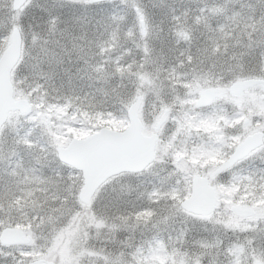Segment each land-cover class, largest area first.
Instances as JSON below:
<instances>
[{
    "label": "rangeland",
    "instance_id": "rangeland-1",
    "mask_svg": "<svg viewBox=\"0 0 264 264\" xmlns=\"http://www.w3.org/2000/svg\"><path fill=\"white\" fill-rule=\"evenodd\" d=\"M105 5L121 9V18L116 19L120 35L115 34L113 28L107 34L109 27L106 28V24L112 15L107 17L106 8L101 3L88 0H28L21 10H13L12 0H0V36L8 28L19 26L22 54L25 33L37 40H41L45 33L51 39L65 37L68 40L71 31L62 14L72 12L74 15L69 14L74 18L76 14L85 13L83 18L86 21L82 18L78 21L84 23V29L88 28V34L72 31L71 43L87 49L84 54L88 55L90 64L98 62L96 54H102L104 74L101 79L86 86L76 85L81 93L67 90L70 95L66 97L65 106H55L53 100H59L57 98L44 97L39 104L31 103V108L25 113L17 110L9 112L0 128V231L5 226H18L30 238L29 242L19 245L0 243V264H21V261L27 264L38 257L57 264H135L134 259L141 257L146 259L145 264H148L147 259L149 264H188L193 255L200 257L196 264H229L226 256L221 255L218 260L219 256L210 249L213 245L202 243L205 234L217 228L220 222L229 229L248 227L249 230L251 225L256 227L262 223V238H258L262 240L256 242V252L249 256V264L255 261L264 263V198H257L258 206L232 200L224 194L222 202L221 182L228 183L230 179L226 177L232 175L228 170L210 179L217 189L222 215L217 210L202 217L184 210L180 205L181 199L190 192L194 173H210L243 136L257 129L264 130L263 86L258 84L238 96H232L229 84L235 79L226 83L220 79L237 70L242 72L243 57L251 49L264 46V0H111ZM256 6H260L262 16L253 14L256 17L251 28L254 35H250L249 31L243 33L236 21L241 14L253 12ZM42 7L46 23L41 25L34 11H40ZM68 20L71 22V19ZM141 20L144 21V31ZM230 22L232 32L226 30ZM195 24L208 30L201 31L199 43L195 41ZM198 34L201 36L199 30ZM113 38L117 39L116 47L112 44ZM132 44L135 46H128ZM113 47L125 53L139 54L129 64L115 65L118 71H124L122 77L110 72V61H103L106 54L111 58L115 53ZM212 60L215 62L212 63ZM251 62L255 61L249 55V68ZM249 76L238 75L237 78ZM113 83H123V87ZM208 86H218L220 90L204 111H220V114L212 118L203 117L195 125L186 124L189 116L186 114L196 110V99ZM131 93L135 96L125 105L126 113L128 105L141 94L139 115L145 133L154 131L161 113L168 109L166 120L157 130L153 161L141 171L122 172L124 174L113 175L101 184L106 185L101 199L104 205L102 218L93 217L95 231L87 247L82 246L77 234L69 229L58 236L48 253L37 251L33 225L26 222L28 213L38 203L37 198L51 191L56 181L67 183L72 177L78 181L79 188L83 181L80 170L58 159L56 147L66 145L73 136L84 137L102 126L125 128L128 116L118 114L115 108ZM14 96H23L17 94L15 86ZM145 96L156 100V105L146 110ZM74 104L83 109H76L71 115ZM68 106L70 108L67 109ZM226 107L232 110L229 116L224 115ZM101 112L106 114L101 115ZM245 117H249L247 124L242 123ZM120 119L122 123H119ZM221 119L227 121L225 124L227 129L230 127L229 133L228 130H220ZM202 121L203 127L200 126ZM85 122H91V125L87 126ZM205 131L221 144L210 146L202 140L200 135ZM228 134L232 135L231 146L225 141ZM12 154L18 156L10 159ZM254 154H264V144L247 157ZM161 158L167 163H158ZM181 182L183 187L178 192L172 186ZM225 189L226 192L232 191L227 185ZM95 193L88 203L80 201L84 208L91 207ZM242 193L245 194L244 191ZM12 195L14 200L9 199ZM174 200L188 217L198 219L185 221L183 218H170ZM234 203L253 206L255 212L240 215L231 209ZM156 233H160L163 240L154 238L137 257L136 251L139 253L142 248L140 245L148 243ZM180 237L182 241L179 245L175 240ZM135 239L140 241L136 242L138 246L126 248Z\"/></svg>",
    "mask_w": 264,
    "mask_h": 264
},
{
    "label": "water",
    "instance_id": "water-1",
    "mask_svg": "<svg viewBox=\"0 0 264 264\" xmlns=\"http://www.w3.org/2000/svg\"><path fill=\"white\" fill-rule=\"evenodd\" d=\"M28 0H12L14 10L22 8ZM99 2L104 0H89ZM144 31V21L141 20ZM22 49V32L19 26L12 27L9 41L0 53V128L6 121L10 111L18 110L24 113L31 107V102L25 97L14 96V85L11 72L18 62ZM261 84L264 88V77L250 76L238 78L229 84V92L233 96L241 94L246 89ZM219 88L209 86L205 88L198 100V105L209 104L217 96ZM141 94L128 105V124L123 129L102 126L84 137L73 136L66 145L56 147L57 156L62 162L79 169L83 181L79 188V199L88 203L97 188L109 177L122 172H138L145 169L155 157L156 131L167 117L164 109L156 121L154 131L145 133L143 122L139 116ZM243 124L249 122V117L243 119ZM264 143V130L257 129L246 134L233 148L230 155L218 163L209 174L194 173L191 178L190 193L185 196L180 205L184 210L206 217L212 213L217 205V191L210 183L209 177L232 166L233 162L243 158ZM231 209L240 215H251L254 207L241 203H234ZM29 236L17 226H5L0 231V242L3 244L27 243ZM27 264H57L44 257L29 260ZM253 264H263L255 261Z\"/></svg>",
    "mask_w": 264,
    "mask_h": 264
},
{
    "label": "trees",
    "instance_id": "trees-1",
    "mask_svg": "<svg viewBox=\"0 0 264 264\" xmlns=\"http://www.w3.org/2000/svg\"><path fill=\"white\" fill-rule=\"evenodd\" d=\"M109 1H104V2H99L101 4H104L105 8H106V13H107V17H109L110 15V21L106 24V28H108L107 34L110 32V29H115L113 32L117 35H120V31H118V27L117 25V18H121V15L119 13V9L116 7H107L105 4H108ZM44 7L41 8L40 11H34V13L37 15V18H39V23L42 25L46 23L45 18H43V14H44ZM73 14L72 12H68L66 14H62V19H64L65 24H67L69 26V30L71 31L70 34V39L66 40V38H53L52 40V44L50 45L51 48H55L52 50V56H53V62H54V71L52 72V74L46 78V83L45 81H41V83L44 84V87L47 89V92L45 93L44 97H54L57 98L59 100H53V102L55 103V106L59 105H66L67 100L66 97H68L70 94H67V90H72L74 89V92H79L78 88L76 85H83L86 86L87 83H93L96 82L95 80L101 79L104 74L102 71V62H100L101 58H97L98 62L95 64H90L88 62V55L84 54V51H87V49L83 46V47H77L75 45H73L71 42V37L73 32L72 31H77V32H82V35L87 36L88 31L87 29L83 28L84 23L82 21H78L79 19H83L85 20V18H83L86 14L85 13H81L76 14L77 17H71L70 14ZM248 13V14H247ZM245 14H241L239 16V20L236 21L237 25L239 27L240 30H242L243 33H246L247 31L250 32V35H254V31L251 30L252 28V22L256 20L255 15H253L254 13L257 14H261L262 13L260 11V6H256V9L253 12H247ZM71 19V22L68 20ZM75 20L77 22H75ZM86 21V20H85ZM102 22V26H103ZM235 24V22H234ZM236 25V24H235ZM195 26L197 27V35L195 36V41H197L199 43V41H201L202 39V32L201 31H206L208 32L207 29H204L202 27H200L199 25L195 24ZM212 26V25H211ZM215 27V26H214ZM41 28V27H40ZM37 29V31L40 30ZM210 31H212V28L209 27ZM198 30L199 33H201V36H199L198 34ZM227 31H231V22L229 23V25L227 26ZM84 32V33H83ZM224 34V33H222ZM225 35V34H224ZM50 37L47 35V33H45V35H43L41 37ZM200 37V38H199ZM51 38V37H50ZM85 38V37H84ZM112 43L116 40V38L112 39ZM223 43V42H222ZM129 47H134L135 45H128ZM126 47V46H125ZM123 47V48H125ZM114 48V47H113ZM114 51V50H113ZM113 54V53H112ZM98 56H103L102 54L100 55V53L96 54V57ZM139 57V54L137 53H125L124 50L118 48V62L114 63L113 59L115 58V56L111 55L110 58V72H116V74L119 76H123L124 71L121 70H117V67L115 66L117 65H126L129 64L130 62H132L133 60H135L136 58ZM105 59V58H104ZM104 62H106V59L103 60ZM215 60H212V63H214ZM99 63H101V66L99 65ZM254 62H251L250 64L252 65ZM105 65V64H104ZM213 71V70H212ZM93 77H97V79H91ZM71 84H73L71 86ZM121 88L123 87V83H117ZM71 88H68L70 87ZM118 86V87H119ZM80 101H81V97H80ZM76 105V106H75ZM101 107V104H100ZM209 105L203 106V107H198L196 106V110L191 112L190 114H186L189 115L186 118L187 123L186 124H190V123H194L197 124L199 122H201V120L204 118H212L214 116H216V114H220V111H207L205 112V109H208ZM70 108V106L67 107V109ZM66 109V110H67ZM76 109H83L82 107L78 106V104H74L73 106V112L70 113L71 115H73L75 113ZM202 109V111H201ZM230 112L232 113V110L228 109L227 107L225 108V116H229ZM102 114H106V112H101ZM99 122V121H96ZM220 122L222 123L220 125V130L223 131H230V127L227 129V125L225 123H227L226 120L221 119ZM119 123H122V120H119ZM204 121H202L200 126H204L203 125ZM85 124L91 125V122H85ZM206 132V131H205ZM204 132V133H205ZM206 139V140H205ZM213 138L210 134V132H207L206 137L204 138V141L209 144L210 146H213ZM200 146H198L199 148ZM18 155L12 154L10 156V159H14V157H17ZM124 174V173H122ZM121 174V175H122ZM129 174V173H126ZM227 179H230L228 183H224L221 182L222 187H220V193H221V201L224 202V198L223 195L226 194L228 196V198L232 199V200H240L246 203H254L257 204L258 206L260 205V203L258 202L259 199L257 198H264V163L261 162L260 159H254L252 163H250L247 168L240 173L239 176L236 175H230L226 177ZM225 178V179H226ZM226 185L231 187L232 191L226 192ZM172 187L176 188V185L173 184ZM177 189V188H176ZM242 191L245 192V194L242 193ZM178 192H180V190H178ZM182 194V193H181ZM10 200H14L15 197L14 195L9 197ZM264 200V199H263ZM221 208L219 207V210ZM140 209H135V211H139ZM218 210V212H219ZM220 215H222V213L220 212ZM262 223H258V225L253 226L251 225V229L249 230L248 227H241V228H226L223 223H219L217 225V228L214 229L213 233V240H211L210 238H204V242H208L209 245H213V248H210L215 254H217L218 260L221 259V255L226 256V260L229 262V264H249L251 258L249 256H251V254H255L256 252V242L260 243V240L262 239H258V238H262V231L260 230L262 228ZM203 232V231H202ZM204 234V233H203ZM154 238H158V240H163V236H160V233H156L155 236H152L148 243L146 244H142L140 246H142V248L140 249L139 253L136 251V255L137 257L140 255V253L144 250L147 249L148 246L151 245L150 242H152V240ZM136 242H140L139 240H134L133 244L130 246H127L126 248H131V247H137L138 245H136ZM181 241L179 242L180 245ZM149 244V245H148ZM185 249V248H184ZM185 254V252H183ZM142 254V253H141ZM186 254H188V252L186 251ZM227 254V255H224ZM192 255V254H191ZM145 260L146 259H142L141 258H135V264H145ZM147 263L149 264V260L147 259Z\"/></svg>",
    "mask_w": 264,
    "mask_h": 264
},
{
    "label": "clouds",
    "instance_id": "clouds-1",
    "mask_svg": "<svg viewBox=\"0 0 264 264\" xmlns=\"http://www.w3.org/2000/svg\"><path fill=\"white\" fill-rule=\"evenodd\" d=\"M11 29L8 28L3 36H0V51L6 47V37ZM50 37H44L37 40L34 36L25 33V44L23 54L16 63L13 70L14 86L17 94H22L32 104H39L44 98L47 89L41 81H46L54 71V62ZM249 55L255 61L251 68L248 67ZM244 68L241 72L228 74L226 77H220L222 82L236 79L238 75L264 77V46L251 49L249 54L243 57ZM135 93L127 95L115 111L118 114L126 115L127 103H129ZM145 109L154 107L156 100L145 96ZM230 155V153H229ZM254 158H259L264 163V154H254L253 156L243 157L235 160L232 167L228 170L231 174L243 172L247 166L253 162ZM158 163H167V160L161 158ZM106 185H101L93 199L90 208H84L79 199V183L76 179L69 177L67 183L56 181L52 190L46 195L39 196L38 203L35 204L28 213V220L33 225L32 231L35 238V249L37 251L48 253L53 247L58 236L66 230H72L77 234L82 246L87 247L88 241L92 239L95 231L93 217L102 218L101 203L102 195ZM183 187L182 182L176 185L177 190ZM174 211L170 213V218L187 221L189 219H198L188 217L177 201L172 202ZM199 256H190L188 264H196Z\"/></svg>",
    "mask_w": 264,
    "mask_h": 264
},
{
    "label": "flooded vegetation",
    "instance_id": "flooded-vegetation-1",
    "mask_svg": "<svg viewBox=\"0 0 264 264\" xmlns=\"http://www.w3.org/2000/svg\"><path fill=\"white\" fill-rule=\"evenodd\" d=\"M101 43H102V42H101ZM112 44L116 47V45L118 44L117 39H116ZM115 47H114V51H115V53L113 54V56H115V58L113 59V61H114V63H117V62H118V49H116ZM161 50H162V49H161ZM162 51H164V52H170V50H162ZM189 51L191 52V50H189ZM101 52H102V51H101ZM106 56H107V57H106V62L110 61V56L107 55V54H106ZM98 58H100V56H98ZM100 62H102V59H100ZM230 83H231V82H230ZM113 84L116 85L117 83H113ZM208 87H209V86H208ZM216 87H218V86H216ZM206 88H207V87H206ZM218 88H219V87H218ZM203 90H204V89H203ZM203 90H202V91H203ZM219 90H220V88H219ZM202 91H201V92H202ZM201 92H200V94H201ZM218 93H219V92H218ZM200 94H199V96H200ZM199 96H198V98H199ZM198 98L196 99V104H197V100H198ZM214 98H215V97H214ZM214 98H213V99H214ZM213 99H212V101H213ZM212 101H211V102H212ZM211 102H210L209 104H211ZM209 104H207V105H198V104H197V106H198V107H203V106H208ZM165 109H167V108H165ZM167 114H168V109H167ZM166 118H167V117H166ZM242 123H243V122H242ZM207 132H208V131H207ZM207 132H206V135H207ZM202 133H203V132H202ZM228 133H229V132H228ZM203 134H204V133H203ZM203 134H202V135H203ZM210 134H211V133H210ZM202 135H200V138H201L202 140H204L205 137L203 138ZM206 135H205V136H206ZM231 137H232V135H231V134H230V135L228 134V135L226 136V138H225V139H226L225 141H227L228 145H230V146L232 145L231 142H233V140L231 139ZM243 137H244V136H243ZM243 137H242V138H243ZM240 140H241V139H240ZM240 140H239V141H240ZM239 141H237V142L235 143V145H236ZM216 144H221V142L219 141V142L217 143V142L215 141V139H214V140H213V146L216 145ZM234 147H235V146H234ZM234 147H233V148H234ZM229 148H230V147H229ZM232 150H233V149H232ZM232 150H231L229 153H231ZM229 153H228V155H229ZM228 155H227V156H228ZM247 156H248V155H247ZM247 156H246V157H247ZM199 164H200V162H199ZM231 167H232V166H231ZM231 167L225 169L224 171L229 170ZM224 171H222V172H224ZM222 172H220V173H222ZM220 173H218V174H220ZM218 174H216L215 176H217ZM215 176H214V177H215ZM214 177H210L209 180H210L211 178H214ZM210 182H211V181H210ZM215 188H216V187H215ZM216 191H217V189H216ZM217 197H218V199H217V205H216L214 211L219 210V207H218V206H219V205H218V202H219V196H218V193H217ZM214 211H213V212H214ZM221 211H222V210L220 209L219 212H221ZM213 212H212V213H213ZM217 212H218V211H217ZM221 213H222V212H221ZM213 233H215V232H214V229H210V230L205 234V238H207V239L210 238L211 240H213ZM179 241H182V238H181V237H180V239L178 240V242H179ZM167 242H168V240H167ZM14 244L19 245V244H22V243H14ZM14 244H4V245H14Z\"/></svg>",
    "mask_w": 264,
    "mask_h": 264
},
{
    "label": "snow or ice",
    "instance_id": "snow-or-ice-1",
    "mask_svg": "<svg viewBox=\"0 0 264 264\" xmlns=\"http://www.w3.org/2000/svg\"><path fill=\"white\" fill-rule=\"evenodd\" d=\"M21 264H26V262L25 261H21Z\"/></svg>",
    "mask_w": 264,
    "mask_h": 264
}]
</instances>
